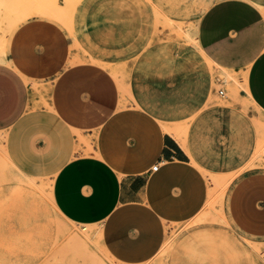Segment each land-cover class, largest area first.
Masks as SVG:
<instances>
[{
	"label": "crops",
	"instance_id": "1",
	"mask_svg": "<svg viewBox=\"0 0 264 264\" xmlns=\"http://www.w3.org/2000/svg\"><path fill=\"white\" fill-rule=\"evenodd\" d=\"M196 39L223 63L255 52L246 86L264 112V0L215 2ZM0 133L13 168L49 180L59 215L97 227L104 253L118 264L155 259L167 230L196 218L210 193L184 147L187 132L124 108L111 71L74 62L64 31L43 19L16 28L0 57ZM228 213L245 235L264 237V174L235 184Z\"/></svg>",
	"mask_w": 264,
	"mask_h": 264
},
{
	"label": "rangeland",
	"instance_id": "2",
	"mask_svg": "<svg viewBox=\"0 0 264 264\" xmlns=\"http://www.w3.org/2000/svg\"><path fill=\"white\" fill-rule=\"evenodd\" d=\"M217 1L0 0L7 7V15L0 12V57L20 24L53 23L69 39L74 62L111 71L124 108L143 109L164 130L187 132L184 147L210 196L196 218L167 230L161 252L146 264H264V237L245 235L228 213L235 184L264 174V112L246 86L255 52L223 63L200 49L198 24ZM16 4L21 10L10 11ZM42 5L61 10L62 18L39 14ZM8 160L0 133V264H118L104 253L97 227L59 215L49 180L25 177Z\"/></svg>",
	"mask_w": 264,
	"mask_h": 264
},
{
	"label": "bare ground",
	"instance_id": "3",
	"mask_svg": "<svg viewBox=\"0 0 264 264\" xmlns=\"http://www.w3.org/2000/svg\"><path fill=\"white\" fill-rule=\"evenodd\" d=\"M5 1V0H4ZM29 4V3H28ZM1 4H0V12L3 14V15H7V13H6V8L7 7H3L2 6V8H1ZM30 8V7H29ZM20 11L21 10V5H12L11 6V9H10V11ZM24 10V9H23ZM37 12L39 13V14H41V15H44V16H47V17H50V18H55V19H61L62 18V14H63V12L61 11V10H59V9H54V8H51V7H48V6H44V5H42L41 7H39L38 9H37ZM67 13V12H66ZM22 16H25V15H23V13H22ZM9 17V16H8ZM23 19V18H22ZM34 19H40V18H33V19H30V20H28V21H31V20H34ZM18 20V19H17ZM27 21V22H28ZM8 24V23H7ZM21 25H23V23L22 24H20L17 28H19ZM3 48V47H2ZM5 49V48H4ZM97 55V54H96ZM98 57V56H97ZM98 61H101V62H105V59L106 58H104V57H98V58H96ZM206 59H208V58H206ZM228 77H229V75L228 74H225V79H224V81L225 82H227V80H228ZM232 79H234V78H232ZM235 80V79H234ZM124 85V84H123ZM253 102V101H252ZM258 151V150H257ZM260 151V150H259ZM258 156V155H257ZM9 161V160H8ZM51 189V188H50ZM210 196V195H209ZM209 203V202H208ZM98 234H99V232H98ZM101 236V234H99V237Z\"/></svg>",
	"mask_w": 264,
	"mask_h": 264
},
{
	"label": "built area",
	"instance_id": "4",
	"mask_svg": "<svg viewBox=\"0 0 264 264\" xmlns=\"http://www.w3.org/2000/svg\"><path fill=\"white\" fill-rule=\"evenodd\" d=\"M224 92L221 91V94H223ZM158 169V165H156L155 167H153V170H157Z\"/></svg>",
	"mask_w": 264,
	"mask_h": 264
}]
</instances>
